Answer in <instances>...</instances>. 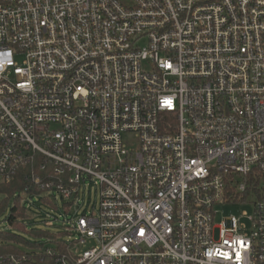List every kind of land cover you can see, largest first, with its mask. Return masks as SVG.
Instances as JSON below:
<instances>
[{
    "label": "built area",
    "instance_id": "obj_1",
    "mask_svg": "<svg viewBox=\"0 0 264 264\" xmlns=\"http://www.w3.org/2000/svg\"><path fill=\"white\" fill-rule=\"evenodd\" d=\"M35 155L99 208L0 264H264V0H0V182Z\"/></svg>",
    "mask_w": 264,
    "mask_h": 264
},
{
    "label": "rangeland",
    "instance_id": "obj_2",
    "mask_svg": "<svg viewBox=\"0 0 264 264\" xmlns=\"http://www.w3.org/2000/svg\"><path fill=\"white\" fill-rule=\"evenodd\" d=\"M77 192L73 193L70 198H61L59 193L52 191L49 197L53 205L46 204L38 200L37 196L27 197V212L28 219L26 223L33 226H28V231L37 235L38 231H34V227L46 226L51 232L57 234L60 230L66 232L61 234L57 239L65 242H72L77 238H81V233L76 228H72L75 220L82 216H95L99 208V185L94 183V179L85 178L78 183ZM255 199H249L247 202H223L214 207L215 214L213 223L218 224L227 216H235L240 218L245 223V226L250 229L249 216L253 215ZM11 205V202H9ZM68 203V205H65ZM8 211L0 215V229L9 231V224L7 220ZM31 238L34 237L31 235ZM3 237H0V245L4 244ZM36 240L54 247L55 242L49 238L36 237ZM17 244V243H16ZM94 244L93 239H86L84 243L78 244V250L83 251L90 248ZM31 249L27 248L26 250Z\"/></svg>",
    "mask_w": 264,
    "mask_h": 264
},
{
    "label": "trees",
    "instance_id": "obj_3",
    "mask_svg": "<svg viewBox=\"0 0 264 264\" xmlns=\"http://www.w3.org/2000/svg\"><path fill=\"white\" fill-rule=\"evenodd\" d=\"M36 157L26 167L15 172L9 179L0 182V215L8 211L9 231L0 229V237L2 236L4 244L0 245V257L8 254H18L27 248L42 251L45 244L36 240V237L49 238L55 242L54 248L65 252L71 246V242L67 243L61 239H57L61 234L66 232L60 230L55 234L46 226L34 227V231H38L37 235L28 231L29 225L26 223L28 219L27 197L37 196L38 200L46 204L53 205L49 196L43 194L46 192L40 184L51 177L52 165L44 160L42 156ZM42 163L44 167L41 168ZM11 202V205L10 203ZM68 205V203H65ZM33 236L31 238L30 236ZM17 243V244H16Z\"/></svg>",
    "mask_w": 264,
    "mask_h": 264
}]
</instances>
